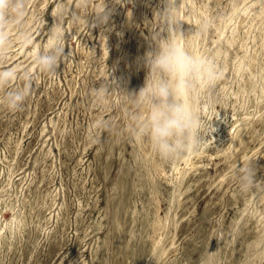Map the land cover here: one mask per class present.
<instances>
[{
    "label": "rangeland",
    "instance_id": "obj_1",
    "mask_svg": "<svg viewBox=\"0 0 264 264\" xmlns=\"http://www.w3.org/2000/svg\"><path fill=\"white\" fill-rule=\"evenodd\" d=\"M252 1L185 0L175 12L184 33L179 45L208 58L220 73L211 85L195 82L202 144L189 167L186 155L161 158L144 131L151 107L140 95L147 61L171 39L164 0H9L22 15H0L8 36L0 72L17 74L0 84V264H200L208 252L215 264L246 262L259 231L247 212L264 191V15L249 29L240 25L244 47H231L224 61H215L213 51L216 27L232 6L237 11L230 25L252 13ZM56 5L70 55L53 77L37 66L35 54L49 48ZM72 12L81 19L74 21ZM104 12L107 22L94 25ZM205 22L208 29L200 31ZM22 34L31 46L21 45ZM253 52V75L237 76L235 65ZM246 77L241 104L240 92L234 93ZM101 85L106 92L93 91ZM26 86L23 105L9 110L7 92ZM249 163L259 183L242 191L237 173ZM245 206L242 231L231 244L222 242L221 231ZM157 213L169 219L159 245L172 247L152 261ZM7 222L20 225L10 232ZM258 263L264 258L247 262Z\"/></svg>",
    "mask_w": 264,
    "mask_h": 264
},
{
    "label": "clouds",
    "instance_id": "obj_2",
    "mask_svg": "<svg viewBox=\"0 0 264 264\" xmlns=\"http://www.w3.org/2000/svg\"><path fill=\"white\" fill-rule=\"evenodd\" d=\"M163 17L168 25L171 39L158 52L150 54L147 61L149 77L140 89V95L151 101L149 114L145 121L144 131L147 132L151 146L163 159H176L186 154H191L199 149L202 144L201 119L197 110L189 102L195 92L196 80L206 85L213 84L220 73L208 58L189 53L179 45L177 36H183L181 26L177 27L175 12L180 7V0H164ZM15 10L17 15H22V8L9 3V0H0V15ZM73 20L81 19L78 12H72ZM55 17V24L50 29L52 40L50 46L42 54H35V63L41 71L50 76L58 77L57 68L64 62L68 55L65 54L62 14ZM108 13H98L94 25L105 24ZM88 23V21H86ZM207 22L200 26V31H206ZM8 43V36L0 30V52ZM21 45L31 46V37L22 34ZM161 74H166L169 79H163ZM26 80L31 82V76L25 73ZM16 71L9 69L0 72V84L15 80ZM107 86L101 85L94 89L96 93L106 92ZM28 86L13 89L7 92L3 102L9 110H18L24 103ZM238 179L242 191H249L259 182L255 180V173L251 163L238 170Z\"/></svg>",
    "mask_w": 264,
    "mask_h": 264
},
{
    "label": "bare ground",
    "instance_id": "obj_3",
    "mask_svg": "<svg viewBox=\"0 0 264 264\" xmlns=\"http://www.w3.org/2000/svg\"><path fill=\"white\" fill-rule=\"evenodd\" d=\"M185 0H180V7L184 6ZM85 5V4H84ZM250 5L253 8L252 13L246 15V17L244 19H242L240 22L238 23H233L230 25V23L233 21L234 18V14L237 11V6H232L231 10L229 11L228 15L222 20V23L216 27V36L217 38L214 40V51H213V59L215 61H217L219 58L222 59V61L225 60V57L227 56L229 49L231 47H233L234 45L240 46V48H242V46L244 47L245 43L243 38L239 39V37H237V31L240 27V25L242 23H244V25L246 26L245 29H249L254 21L255 18L259 17L260 20L262 18V16L264 15V0H253ZM164 6H165V2H164ZM59 7L58 5L54 6L52 11H51V15L53 18V21L55 19L54 16H57L59 14ZM179 7V8H180ZM247 7V5H246ZM62 8V6H61ZM178 8V9H179ZM245 8V7H243ZM249 8V7H248ZM250 10V9H249ZM201 11V10H200ZM248 11V10H247ZM242 15V14H241ZM84 16V15H83ZM206 17V16H205ZM223 17V16H222ZM264 18V17H263ZM198 20V19H197ZM55 24V22L51 25L50 29L53 27V25ZM215 25V24H214ZM230 25V26H229ZM197 27V26H196ZM228 27L227 33L225 34V31ZM262 31V25L259 26L258 29V34L260 36V33ZM240 34V33H239ZM224 36V38H223ZM52 40V35L51 32L49 34V36L47 37L46 40V47L50 46V41ZM247 40V39H246ZM182 44V43H181ZM182 46V45H181ZM250 47V46H249ZM239 48V47H238ZM36 49V45H33L28 53L32 56L34 51ZM46 49V48H45ZM253 51V50H252ZM36 52V51H35ZM247 52V51H246ZM80 54V53H79ZM255 53L253 52L252 54L249 55H245L241 60H239V62L235 65L234 67V72L237 76L239 77H243L244 73L247 74L248 79L250 78V76L253 75V66H254V58H255ZM212 57V56H211ZM213 61V60H212ZM224 63V62H223ZM222 65V64H221ZM262 67V65H261ZM261 71L264 69L263 67L260 68ZM264 71V70H263ZM219 72V71H218ZM224 73V72H223ZM262 73V72H261ZM237 78V77H236ZM246 82H247V77L246 79H242V82L239 85L238 90L234 93L237 94L240 92L241 96H242V102L241 104H244V100L243 98L245 96L248 95L247 93V86H246ZM249 82V81H248ZM249 85V84H248ZM53 88V87H52ZM197 87L195 88V92H194V96H191L190 98V103L193 105V107L197 110V112L199 113L196 103H195V93L197 92ZM247 93V94H245ZM253 93V92H252ZM261 93V92H260ZM240 96V97H241ZM237 97V95H236ZM235 98V96H234ZM235 101V100H234ZM251 104V103H250ZM242 107V106H241ZM237 108V107H236ZM231 115V114H230ZM239 118V117H238ZM217 120V119H216ZM220 120V119H219ZM222 120V119H221ZM235 121V120H234ZM233 121V122H234ZM59 124V123H58ZM229 129V128H228ZM205 138V137H204ZM234 140V139H233ZM225 143V142H224ZM143 149V148H142ZM192 155H200L199 152H193L191 154H186L185 156V165L191 167L192 165H194L193 159H192ZM232 157V156H231ZM244 158V157H243ZM183 159V158H182ZM150 163V162H149ZM196 163V162H195ZM203 164V163H202ZM43 167V166H42ZM143 168V167H142ZM153 170V169H152ZM176 170V169H175ZM177 171V170H176ZM180 170H178L179 172ZM177 172V173H178ZM181 172H183L181 170ZM162 174V173H161ZM190 176V175H189ZM189 178V177H188ZM180 179V178H179ZM198 183V182H197ZM261 186H259L255 191L252 192V196H254V194H256V191L258 189H260ZM3 188V187H2ZM262 188V187H261ZM187 190V188H186ZM184 190V191H186ZM189 190V189H188ZM1 191V189H0ZM187 193V192H186ZM257 202L249 209V211L247 212V216H256V222H259V231L257 238L254 240L253 244L251 245L253 247V252L251 251V254L249 256H247L246 258V262L244 264H247L248 259L249 261L251 260H260L262 258H264V191L258 193L255 196ZM40 199V198H39ZM43 199V198H42ZM54 199V197H53ZM38 201V200H37ZM45 201V200H44ZM36 202V201H35ZM262 202L261 207H258V203ZM45 203V202H44ZM157 204V203H156ZM172 204V202H171ZM158 207V206H157ZM247 210V206H245L241 212H239L240 214L237 216V218H235L234 220H232L230 222V224L225 228V230H223V232L221 231V237L222 238V242L225 243H229L230 244L233 242V240L236 238V236L239 234L240 228L238 226L239 221L242 219V217H244V212ZM138 211V210H137ZM167 211V210H166ZM155 213V212H154ZM170 213V212H169ZM168 213V214H169ZM159 213H157L152 220V226L156 232V234L154 235V238L151 237L152 239V246L154 248V251L156 250L154 259L153 257L151 259H153L152 261H155L157 258L161 257L164 254H167L166 251L172 247V244H170L167 248L164 246H160L159 243L163 235V230L167 227V224L169 222L168 219V215L165 213L164 216L161 217V215H158ZM251 219V218H250ZM40 221V220H39ZM11 223V222H10ZM7 222L6 226L9 228L10 232H13L15 229H17L19 227L20 224H16V226L12 227L11 224ZM169 225V224H168ZM242 225V224H241ZM240 225V226H241ZM5 227V225H4ZM255 227V226H254ZM152 228V227H151ZM0 229H2L0 227ZM258 229V228H257ZM167 230V229H166ZM27 232V231H26ZM37 232V231H35ZM31 233V232H30ZM154 233V232H153ZM152 235V234H151ZM166 235V234H165ZM248 235V234H247ZM164 238V237H163ZM244 240V238H243ZM232 241V242H231ZM252 241V240H251ZM172 242V241H171ZM220 242V241H219ZM244 242V241H243ZM242 244V243H241ZM231 248V247H230ZM170 251V250H169ZM6 257V256H5ZM215 256L213 253L208 252L203 259L201 260L200 264H215ZM259 264V263H258Z\"/></svg>",
    "mask_w": 264,
    "mask_h": 264
}]
</instances>
